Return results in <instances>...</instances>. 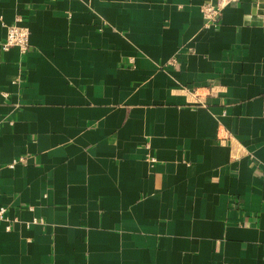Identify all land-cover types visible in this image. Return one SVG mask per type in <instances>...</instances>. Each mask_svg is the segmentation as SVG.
Here are the masks:
<instances>
[{
  "label": "crops",
  "instance_id": "1",
  "mask_svg": "<svg viewBox=\"0 0 264 264\" xmlns=\"http://www.w3.org/2000/svg\"><path fill=\"white\" fill-rule=\"evenodd\" d=\"M203 1L0 0V264H264V0Z\"/></svg>",
  "mask_w": 264,
  "mask_h": 264
},
{
  "label": "built area",
  "instance_id": "2",
  "mask_svg": "<svg viewBox=\"0 0 264 264\" xmlns=\"http://www.w3.org/2000/svg\"><path fill=\"white\" fill-rule=\"evenodd\" d=\"M233 0H205L200 6L205 24H216L219 14L225 4ZM5 37L0 41V47L2 49H8L12 46L18 47L21 53H25L29 46V28L26 25L20 23V18H16L12 23L6 24ZM22 158H17L12 161L10 165H13ZM6 209L4 206H0V222L6 220ZM9 226L7 225V228Z\"/></svg>",
  "mask_w": 264,
  "mask_h": 264
}]
</instances>
